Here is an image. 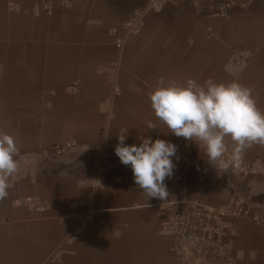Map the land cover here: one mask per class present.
<instances>
[{
  "label": "crops",
  "instance_id": "0c3cea01",
  "mask_svg": "<svg viewBox=\"0 0 264 264\" xmlns=\"http://www.w3.org/2000/svg\"><path fill=\"white\" fill-rule=\"evenodd\" d=\"M223 1L0 0V131L14 137L19 163L0 199V264H176L166 205L222 209L234 196L248 202L229 233L235 264H264V224L253 221L264 219V173L246 175L235 194L234 179L197 162L201 146L172 135L148 98L161 77L212 78L249 88L264 112V0H229L227 17ZM122 129L128 145L177 146L166 201L148 200L114 155ZM245 155L264 165V145Z\"/></svg>",
  "mask_w": 264,
  "mask_h": 264
},
{
  "label": "clouds",
  "instance_id": "9594fccd",
  "mask_svg": "<svg viewBox=\"0 0 264 264\" xmlns=\"http://www.w3.org/2000/svg\"><path fill=\"white\" fill-rule=\"evenodd\" d=\"M148 98L155 117L172 135L203 147L211 168H238L248 148L264 145V112L251 90L236 81L218 83L208 78L199 83L190 78L177 84L161 77ZM148 128L155 125L149 122ZM128 131L122 129L117 135L114 155L130 168L134 184L148 200L166 201L165 180L175 174L179 163L177 146L152 137L128 145ZM17 153L14 137L0 131V199L8 195V179L18 171Z\"/></svg>",
  "mask_w": 264,
  "mask_h": 264
},
{
  "label": "built area",
  "instance_id": "2783aa9c",
  "mask_svg": "<svg viewBox=\"0 0 264 264\" xmlns=\"http://www.w3.org/2000/svg\"><path fill=\"white\" fill-rule=\"evenodd\" d=\"M157 2V0H153ZM212 2V0H211ZM234 2L226 0L219 5L220 15L227 17ZM136 25L128 26L129 31ZM244 55L237 61L239 67L246 63ZM73 145L57 146L59 156L67 154ZM247 155L243 156L240 168L245 173L255 175L264 173V165ZM245 199L234 196V204L222 209H205L197 203L173 201L166 205L162 231L170 240V252L176 264H235L236 241L229 239L230 229L234 223L246 219ZM95 209L91 207L84 215L77 218L79 227L76 233L84 230L92 221ZM262 222L264 219H253Z\"/></svg>",
  "mask_w": 264,
  "mask_h": 264
},
{
  "label": "rangeland",
  "instance_id": "374dc122",
  "mask_svg": "<svg viewBox=\"0 0 264 264\" xmlns=\"http://www.w3.org/2000/svg\"><path fill=\"white\" fill-rule=\"evenodd\" d=\"M202 148V152H203V155H201V157L199 158V160L197 162H202V163H207V157L204 155V149L203 147L201 146ZM190 157L193 158V156L190 155ZM257 164H260L258 163V160H256ZM214 167V166H213ZM214 169V168H213ZM221 171V170H220ZM224 173H227L229 176H231L232 179H234V186H235V189H234V193L239 195V192L242 191V183L245 179V176L250 174V173H245L241 170L240 167L238 168H232L230 167L228 170L226 171H223ZM253 174V173H252ZM258 175V174H257ZM244 199V197H242ZM248 204V202L246 201L245 202V206Z\"/></svg>",
  "mask_w": 264,
  "mask_h": 264
}]
</instances>
